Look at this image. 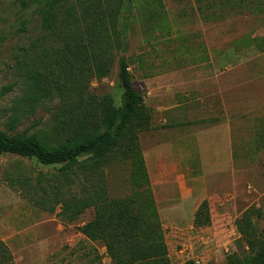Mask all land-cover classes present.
I'll return each mask as SVG.
<instances>
[{
    "label": "rangeland",
    "instance_id": "rangeland-1",
    "mask_svg": "<svg viewBox=\"0 0 264 264\" xmlns=\"http://www.w3.org/2000/svg\"><path fill=\"white\" fill-rule=\"evenodd\" d=\"M162 2L167 15L159 22L150 18L154 0H138L123 41L127 51L115 56L108 77L92 80L89 93L95 99L108 97L119 108L124 92L119 63L126 59L134 88L144 96L152 117L151 130L139 138L146 153L169 143L170 133L177 128L231 130L233 158L223 159L218 174L206 184L211 227L198 230L194 221L173 222L165 214L172 210L165 198L169 190L156 199L164 212L161 221L172 264H226L232 256L250 253L238 229L248 210L261 211V218L254 217V231L257 237L264 234V0H247L246 5L235 7L223 0V7L216 8L222 16L215 21L205 20L202 13H213L209 0ZM13 4L14 0H0V93L16 84L12 93L0 99V130L11 136L45 135L59 121L55 100L14 128L11 124L21 96L20 79L12 68L20 48L30 47L37 37L32 27L28 37L12 33ZM205 155V169L214 168L208 150ZM190 164L198 170L194 159ZM59 174L56 167L0 156V239L15 264H112L103 244L80 233L94 217L92 208L71 215L61 205L46 211L35 204ZM77 182L68 203L85 195L83 179ZM105 184L110 199L131 195L129 163L107 169Z\"/></svg>",
    "mask_w": 264,
    "mask_h": 264
},
{
    "label": "trees",
    "instance_id": "trees-1",
    "mask_svg": "<svg viewBox=\"0 0 264 264\" xmlns=\"http://www.w3.org/2000/svg\"><path fill=\"white\" fill-rule=\"evenodd\" d=\"M247 0H224L229 6H244ZM138 0H14L12 33H37L31 46L20 48L12 70L20 79L21 96L13 108L12 127L47 102L58 103L57 127L45 135H9L0 130V156L11 155L59 168L53 183H47L35 204L46 211L62 206L67 214L94 210L93 219L80 233L104 245L112 264H172L139 138L152 128V117L144 96L134 88L125 58L119 63V81L124 92L121 106L89 93L94 79L110 75L114 58L127 51L125 39ZM152 21L167 15L162 0H154ZM152 4H147L148 6ZM204 19L215 21L223 0H209ZM208 11V10H207ZM223 19V18H222ZM125 41V42H123ZM16 84L4 87L0 99ZM129 163L132 193L110 199L105 184L107 169ZM84 197L67 202L70 189L79 179ZM55 183V184H54ZM39 189V188H38ZM261 211L248 210L238 223L242 241L250 253L232 256L226 264H264V234L256 236L254 217ZM210 204L203 201L194 228L211 227ZM0 264H15L0 239ZM186 264H195L187 262Z\"/></svg>",
    "mask_w": 264,
    "mask_h": 264
},
{
    "label": "crops",
    "instance_id": "crops-1",
    "mask_svg": "<svg viewBox=\"0 0 264 264\" xmlns=\"http://www.w3.org/2000/svg\"><path fill=\"white\" fill-rule=\"evenodd\" d=\"M231 136L230 129L210 127L190 131L188 128H177V132L170 133L169 143L154 147L149 153L143 151L155 199L163 190H169L165 198L172 210L165 214L170 215L173 222L193 223L197 210L209 198L208 178L218 174L223 159L233 158ZM205 148L213 159L210 164L214 168L205 169ZM191 159L197 162L198 170L192 169ZM202 171L204 174H201ZM159 213L163 218L164 212Z\"/></svg>",
    "mask_w": 264,
    "mask_h": 264
}]
</instances>
